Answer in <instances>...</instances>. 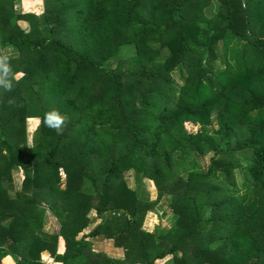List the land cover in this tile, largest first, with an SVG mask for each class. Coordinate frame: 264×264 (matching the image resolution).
Here are the masks:
<instances>
[{"label":"trees","instance_id":"16d2710c","mask_svg":"<svg viewBox=\"0 0 264 264\" xmlns=\"http://www.w3.org/2000/svg\"><path fill=\"white\" fill-rule=\"evenodd\" d=\"M19 1L0 0L21 73L0 87V264H264V0ZM165 195L171 226L142 229Z\"/></svg>","mask_w":264,"mask_h":264},{"label":"rangeland","instance_id":"374dc122","mask_svg":"<svg viewBox=\"0 0 264 264\" xmlns=\"http://www.w3.org/2000/svg\"><path fill=\"white\" fill-rule=\"evenodd\" d=\"M16 8L18 10H20L21 12H33L36 14H39L42 12L43 10V0H20L17 4H16ZM12 49L8 48L4 53L5 54H9L12 53ZM249 58V57H247ZM21 75V73L17 72L15 73V77H19ZM176 78L177 75L175 76ZM38 122L37 118H29L27 120V129L29 131L33 130L34 127L36 126ZM188 128H192L191 125H189L188 123H186ZM194 128L196 126H193ZM207 161V156L204 157L202 163L205 165V162ZM24 176V173L21 169L19 170H14L13 171V178H14V182L16 184V186L19 185L20 181L22 180ZM216 178H219V180L215 179V182L219 183V184H224V176L223 174L221 175L220 172H218V174H215ZM126 179L127 182L130 186H134L135 181L134 178L132 176V174L130 173H126ZM139 188H140V194L144 197L147 198L149 200H155L156 198V186L155 183L152 179L143 177L141 178L140 182L138 183ZM169 198L168 195H165L156 205L153 209L148 210L142 220L141 223V228L145 229V230H153L154 228H158L159 230H167L172 223L171 220V214L169 211V208L167 206V199ZM203 197H200L199 199H202ZM201 204V203H200ZM90 215L92 216L93 213H90ZM97 219H95L96 221ZM94 223L90 224V226H88V228H85L84 231L86 232ZM45 230L47 232H51L53 230H56L58 228V224L55 221V218L48 215L46 218V222H45ZM63 240L59 237L58 239V243H57V252H61V250H63L62 246H63ZM93 247L96 250L99 249H103L105 252H107L108 254L112 255V256H119L121 255V251H116L113 248L112 243L99 236L96 237L95 239H93ZM41 260L43 262H45L46 264H59V261L54 260L49 253L47 252H42L41 253Z\"/></svg>","mask_w":264,"mask_h":264},{"label":"clouds","instance_id":"9594fccd","mask_svg":"<svg viewBox=\"0 0 264 264\" xmlns=\"http://www.w3.org/2000/svg\"><path fill=\"white\" fill-rule=\"evenodd\" d=\"M15 77L11 75V69L7 63V58L0 56V87L5 90H11L12 80ZM11 105L14 103L12 99L8 101ZM46 123L52 127L57 134H62L63 128L66 124V120L58 112H50L46 114Z\"/></svg>","mask_w":264,"mask_h":264},{"label":"crops","instance_id":"0c3cea01","mask_svg":"<svg viewBox=\"0 0 264 264\" xmlns=\"http://www.w3.org/2000/svg\"><path fill=\"white\" fill-rule=\"evenodd\" d=\"M63 243V242H62ZM63 247V246H62ZM63 249V248H62ZM62 251V250H61Z\"/></svg>","mask_w":264,"mask_h":264}]
</instances>
